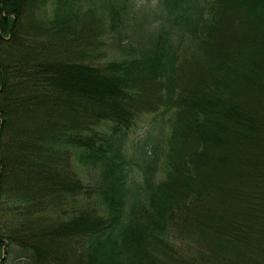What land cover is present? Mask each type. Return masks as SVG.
I'll list each match as a JSON object with an SVG mask.
<instances>
[{
  "label": "trees",
  "instance_id": "obj_1",
  "mask_svg": "<svg viewBox=\"0 0 264 264\" xmlns=\"http://www.w3.org/2000/svg\"><path fill=\"white\" fill-rule=\"evenodd\" d=\"M79 1L0 0V264H264V0H157L108 57Z\"/></svg>",
  "mask_w": 264,
  "mask_h": 264
},
{
  "label": "rangeland",
  "instance_id": "obj_2",
  "mask_svg": "<svg viewBox=\"0 0 264 264\" xmlns=\"http://www.w3.org/2000/svg\"><path fill=\"white\" fill-rule=\"evenodd\" d=\"M78 3L80 12H82L80 15L82 22L84 21L83 32L85 31L90 37L101 41L98 48L102 54L106 55L115 51L114 42L120 45L118 47L120 49L137 47L148 40L149 34L154 31V24L149 23L148 19L152 8L157 5V0H80ZM112 10H114L116 19L111 26ZM50 13L51 5L45 4L40 15H49ZM6 17L4 15V18ZM151 116V113L139 115L127 130L123 151L124 155L130 159L133 167L141 163V152L143 154L145 152V156L152 154L161 156V151L164 148V138L168 131L166 116L160 118L156 115L160 125L154 126L151 131H147L146 128L149 126L148 122ZM146 135L150 137L147 138L145 145L140 147L138 140L146 138ZM2 255L5 256L4 250ZM10 264H22V260L15 259Z\"/></svg>",
  "mask_w": 264,
  "mask_h": 264
}]
</instances>
